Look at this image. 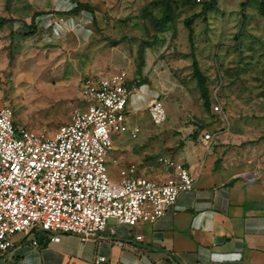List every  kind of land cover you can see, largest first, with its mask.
I'll return each instance as SVG.
<instances>
[{
  "label": "rangeland",
  "instance_id": "rangeland-1",
  "mask_svg": "<svg viewBox=\"0 0 264 264\" xmlns=\"http://www.w3.org/2000/svg\"><path fill=\"white\" fill-rule=\"evenodd\" d=\"M202 1L0 0V107L10 108L15 126L51 134L75 109L84 108L82 82L96 68L119 61L118 55L145 82L153 76L167 78L173 92L161 96L170 104L165 122L111 150V157L122 151V163L134 162L141 174H165L157 158L169 155L172 143L180 144L187 129L198 125L199 112L208 113L213 122L262 127L260 0H215L213 10L193 17ZM77 3L93 13L66 14ZM167 4L169 12L163 16ZM194 61L204 78L208 107L197 86ZM212 104L221 111L213 113Z\"/></svg>",
  "mask_w": 264,
  "mask_h": 264
},
{
  "label": "built area",
  "instance_id": "built-area-1",
  "mask_svg": "<svg viewBox=\"0 0 264 264\" xmlns=\"http://www.w3.org/2000/svg\"><path fill=\"white\" fill-rule=\"evenodd\" d=\"M136 90L137 82L128 80L124 70L86 78L81 84L84 108L75 109L51 134L15 126L10 108L0 107V254L13 246L18 233L35 234L31 245L39 246V240L59 242L62 234L81 241L95 238L110 220L130 228L141 222L152 225L180 193L193 189L195 176L188 167L164 155L157 162L170 173L162 180L116 159L117 176H110L107 157L113 137L135 140L140 133L138 125H129L126 113ZM211 111L221 109L212 104ZM147 113L151 124L165 122L160 96L149 102ZM210 138L203 134L205 146ZM107 263L104 255L92 259V264Z\"/></svg>",
  "mask_w": 264,
  "mask_h": 264
},
{
  "label": "crops",
  "instance_id": "crops-1",
  "mask_svg": "<svg viewBox=\"0 0 264 264\" xmlns=\"http://www.w3.org/2000/svg\"><path fill=\"white\" fill-rule=\"evenodd\" d=\"M115 56L119 61L96 68L91 76L124 70L128 80L137 82L126 113L129 125L140 127L138 138L153 125L147 113L149 102L173 92L167 78L160 81L153 76L147 83L126 59ZM162 102L165 110L169 108ZM197 116L198 125L187 129L180 144L173 142L169 155H164L188 167L195 176L194 187L180 193L156 223L141 222L130 228L110 220L95 238L81 241L73 234H62L59 242L39 240V246L31 245L35 234L18 233L13 246L0 254V264H92L97 254L106 256L107 264H264V125L213 122L203 111ZM204 133L211 134L208 146L203 143ZM113 138V147L130 140L126 135ZM110 154L108 170L116 178L112 160L126 164L124 153ZM164 171L148 177L162 180L170 173ZM251 174L252 178L244 176Z\"/></svg>",
  "mask_w": 264,
  "mask_h": 264
},
{
  "label": "trees",
  "instance_id": "trees-1",
  "mask_svg": "<svg viewBox=\"0 0 264 264\" xmlns=\"http://www.w3.org/2000/svg\"><path fill=\"white\" fill-rule=\"evenodd\" d=\"M187 1H190V0H187ZM194 4H196L197 2H193ZM215 0H205V1H202L201 2V9H200V12L197 13V14H193L192 16L193 17H196L198 15H202L204 14L205 12L209 11V10H213L215 8ZM82 11H86V12H90V13H93L91 7H89L88 5L86 4H83V3H77L72 9H70L69 11L66 12V14H70V15H77L79 14L80 12ZM169 12V5L167 4L166 7H165V11H164V14L163 16H165L167 13ZM259 12L262 16H264V0H260V3H259ZM40 13H35L32 17V19H34L36 16H38ZM3 21L5 22H11L13 20H5L3 19ZM188 27V31H189V40H190V35H191V28L189 25H187ZM123 39H120V41H122ZM113 44H117L118 41H113L112 42ZM193 70H194V76L197 80V86L199 88V91H200V95H201V98L203 100V105L204 107H208V97H207V89L205 87V83H204V78L203 76L201 75V73L199 72V70L197 69V65L195 63V61L193 62Z\"/></svg>",
  "mask_w": 264,
  "mask_h": 264
}]
</instances>
